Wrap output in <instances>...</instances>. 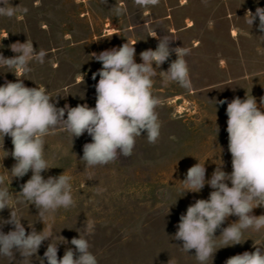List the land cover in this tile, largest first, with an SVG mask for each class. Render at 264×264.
Here are the masks:
<instances>
[{
  "label": "rangeland",
  "instance_id": "1",
  "mask_svg": "<svg viewBox=\"0 0 264 264\" xmlns=\"http://www.w3.org/2000/svg\"><path fill=\"white\" fill-rule=\"evenodd\" d=\"M10 3L28 11L18 10L12 18L0 16V54L14 57L16 53L10 46L27 39L33 41L35 49L46 50L43 64L32 62L30 73L18 75L27 87H44L58 108L82 104L95 107L99 76L93 80L92 75L102 64L91 57L92 53L119 48L124 43L135 44V62L142 63L140 53L158 46L155 34L172 40L171 48L191 50L184 57L191 89L174 82L165 86L162 74L154 79L152 91L160 100L157 143H148L146 132L142 133L131 156L89 168L81 159L84 144L92 138L85 132L73 139L71 134L56 129L46 137L45 146V158L53 168L42 176L47 179L64 172L72 177L76 206L59 209L54 221L46 222L52 224L55 233L52 243H58L60 236L68 241L58 244L59 258L67 248L74 249L70 241L79 238V233L85 234L88 219L95 225L94 234L87 239L98 264H168L169 260L172 264H199L195 250L184 252L182 241L173 237L188 206L197 199H208L213 189L206 184L198 193L183 194L180 181L197 163H205L206 180L222 162L223 171H232L227 104L218 101L231 102L247 95L254 96L260 106L264 97V32L258 29V18L251 27L244 16L249 10L254 14L257 7L264 8V0H160L148 8L139 7L134 0ZM117 9L125 11L118 13ZM176 58L173 52L157 71H166ZM16 80L13 72L0 66V86ZM12 149L11 138L5 136L3 147L0 143V174H6L16 163L10 155ZM31 175L29 171L23 178H13L11 184L6 182L13 194L14 210L18 218H23L27 233L32 230L29 224H34L37 232L45 226L35 205L24 202L19 194ZM227 183L231 186L230 181ZM98 188L104 189L102 194H97ZM252 214L264 215V207L253 209ZM9 218L10 209L0 211V220ZM237 220L230 216L222 228ZM11 230L13 225L2 226L5 234ZM220 234L218 229V250L213 262L210 259L207 264H225L234 255L255 251L254 245L264 248V229L245 231L240 244L233 246L223 245ZM50 242L44 241L36 255L25 259L15 250L13 260L0 256V264H40Z\"/></svg>",
  "mask_w": 264,
  "mask_h": 264
},
{
  "label": "clouds",
  "instance_id": "2",
  "mask_svg": "<svg viewBox=\"0 0 264 264\" xmlns=\"http://www.w3.org/2000/svg\"><path fill=\"white\" fill-rule=\"evenodd\" d=\"M160 0H134L142 8L158 5ZM206 2V0H205ZM0 16L12 18L18 10L27 13L28 9L13 7L10 0H0ZM125 9H117L122 13ZM246 23L251 27L259 19L258 29L264 32V8L257 7L255 13L247 11ZM158 39L155 50L148 49L140 53L142 63L135 62L134 45L124 43L119 48L105 50L91 57L102 64V68L93 73L92 79L99 76L95 85L96 104L58 108L51 101L44 87H27L18 73L32 71L30 64H43L46 50L33 47V41L13 43L10 48L16 53L6 58L0 54V66L9 69L17 76L16 82L5 81L0 86V143L2 147L5 136L11 138L13 149L10 155L16 163L6 174H0V211L10 209V218L0 220V256L14 259V250L22 257L36 255L42 243L50 240L40 264H98L96 256L90 251L88 236L95 231L94 222L86 220L85 234L73 238V248H67L62 258L58 257V244L68 241L60 236L58 243H52L55 233L52 224L55 214L61 208L68 210L76 206L72 194V177L63 174L45 179L42 173L50 168L45 158L46 137L54 130L71 134L73 139L85 132L92 142L83 146L82 161L86 167L102 166L115 162L120 156L132 155L136 139L146 132L148 143L155 144L160 138L161 124L157 108L160 100L152 91L154 79L162 74V82H170L180 87L191 89L192 83L185 56L191 50L186 47L171 48L172 40L167 37L153 36ZM6 38V37H4ZM176 59L166 71L158 72L172 53ZM155 65V67H153ZM217 103V102H216ZM226 115L228 133V151L232 158V171L222 170L219 165L210 179L206 180L205 163H197L187 171L186 178L180 181L183 194L200 192L205 185L211 191L208 199H197L188 206L186 213L180 216L178 230L173 239L182 241L181 249L188 253L195 250L199 264H207L217 252L218 229H221V243L225 246L240 244L245 231L259 232L264 229V215H253V209L264 207V97L260 106L254 96L241 99L236 97L228 102ZM65 113L67 118L65 119ZM217 119V117H216ZM217 133L219 128L216 125ZM6 152V151H5ZM7 156L9 155L8 152ZM31 171L32 175L21 185L19 192L24 202L35 205L40 221L45 225L37 232L34 224H29L31 232L27 233L14 210L12 196L6 182L13 178H23ZM231 182V186L227 183ZM104 189H97L102 194ZM230 216L238 217L236 222L222 228ZM4 224L14 226V230L5 234ZM255 246V251H245L226 260L225 264H264V248ZM220 249V248H219ZM168 264H172L169 260Z\"/></svg>",
  "mask_w": 264,
  "mask_h": 264
},
{
  "label": "crops",
  "instance_id": "3",
  "mask_svg": "<svg viewBox=\"0 0 264 264\" xmlns=\"http://www.w3.org/2000/svg\"><path fill=\"white\" fill-rule=\"evenodd\" d=\"M193 24L190 22L189 26H192Z\"/></svg>",
  "mask_w": 264,
  "mask_h": 264
},
{
  "label": "bare ground",
  "instance_id": "4",
  "mask_svg": "<svg viewBox=\"0 0 264 264\" xmlns=\"http://www.w3.org/2000/svg\"><path fill=\"white\" fill-rule=\"evenodd\" d=\"M110 32V31H109Z\"/></svg>",
  "mask_w": 264,
  "mask_h": 264
}]
</instances>
